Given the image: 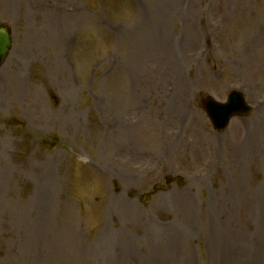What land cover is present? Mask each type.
Wrapping results in <instances>:
<instances>
[{"label": "rangeland", "instance_id": "obj_1", "mask_svg": "<svg viewBox=\"0 0 264 264\" xmlns=\"http://www.w3.org/2000/svg\"><path fill=\"white\" fill-rule=\"evenodd\" d=\"M0 25V264H264V0H0ZM233 90L253 110L218 133Z\"/></svg>", "mask_w": 264, "mask_h": 264}, {"label": "water", "instance_id": "obj_2", "mask_svg": "<svg viewBox=\"0 0 264 264\" xmlns=\"http://www.w3.org/2000/svg\"><path fill=\"white\" fill-rule=\"evenodd\" d=\"M10 43L11 38L4 29L0 28V65L5 59ZM208 105L210 109L209 113L213 118L217 129L225 128L230 117L235 114V112L239 111L246 113L248 111V107L241 98V95L238 93L231 95L227 104H220L213 101L212 99H209Z\"/></svg>", "mask_w": 264, "mask_h": 264}, {"label": "bare ground", "instance_id": "obj_3", "mask_svg": "<svg viewBox=\"0 0 264 264\" xmlns=\"http://www.w3.org/2000/svg\"><path fill=\"white\" fill-rule=\"evenodd\" d=\"M168 3L171 4V5L167 6L168 9H174L175 8V2L170 1ZM148 10L146 9V11H148ZM150 10H152V8H150ZM166 11H167L166 16H167L168 14H170V12L167 9H166ZM173 12L174 11L171 10V13H173ZM140 13H141V15H140L141 17L139 20H140L141 25H142L140 27L145 29L146 31H148V34L153 35V34L162 33L163 29L169 28L170 25H173V23L170 22L169 18H167L163 12L161 13L162 14L161 16L158 15L157 13H153V10L151 12L140 11ZM157 16H158V19H157ZM151 20H155V21H151ZM162 41L164 43H170L171 42V46H175V44H176V40H174L171 36H168V35H166L162 39ZM171 48H174V47H171Z\"/></svg>", "mask_w": 264, "mask_h": 264}]
</instances>
